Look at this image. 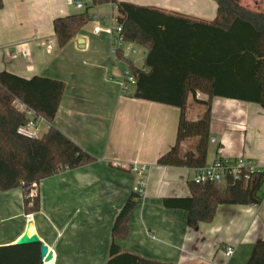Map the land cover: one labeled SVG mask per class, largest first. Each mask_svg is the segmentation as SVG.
<instances>
[{
    "label": "crops",
    "instance_id": "1",
    "mask_svg": "<svg viewBox=\"0 0 264 264\" xmlns=\"http://www.w3.org/2000/svg\"><path fill=\"white\" fill-rule=\"evenodd\" d=\"M115 1L206 23L216 15L213 0ZM2 5L0 72L62 81L52 126L96 160L41 180L39 211L32 215L23 214L20 189L0 193V248L15 246L28 230L52 253L41 264H105L115 218L141 190L126 238L114 241L122 251L173 264H246L254 243L264 239L263 185L257 205H220L210 223L194 229L186 226L184 210L164 206V199L190 197L196 170L156 164L175 143L179 110L120 92L125 66L114 57L108 33L115 5L90 7L91 0H2ZM84 11L89 22L58 49L53 20ZM133 45L139 54L125 58L141 68L146 50ZM15 46H23L26 55L11 58ZM200 112L188 104L186 117L193 121ZM48 126L38 121L40 136ZM209 139L206 165L216 157H242L264 168V106L213 98ZM227 248L233 250L229 258Z\"/></svg>",
    "mask_w": 264,
    "mask_h": 264
},
{
    "label": "trees",
    "instance_id": "2",
    "mask_svg": "<svg viewBox=\"0 0 264 264\" xmlns=\"http://www.w3.org/2000/svg\"><path fill=\"white\" fill-rule=\"evenodd\" d=\"M213 1L216 15L206 23L125 2L91 0L90 7L115 5L124 39L146 50L141 68L116 54L135 79L127 95L179 110L175 143L158 158V166L197 170L206 165L213 98L264 106V12L245 8L238 0ZM2 6L0 0V10ZM89 20L87 11L54 19L58 49ZM64 88L62 81L39 76L27 80L0 72V193L20 189L25 216L39 211L36 188L41 180L96 160L52 126ZM197 94L206 99H198ZM189 99L201 111L193 121L186 117ZM15 101L46 121L44 134L36 139L17 134L26 118L15 108ZM262 185V175L250 176L245 186L233 180L223 185L192 181L190 197L163 203L184 210L186 226L194 229L199 223H210L220 205H257ZM139 201L132 193L116 216L105 264H173L126 253L114 243L126 238L129 215ZM0 264H41L39 245L0 248ZM246 264H264V239L254 243Z\"/></svg>",
    "mask_w": 264,
    "mask_h": 264
},
{
    "label": "built area",
    "instance_id": "3",
    "mask_svg": "<svg viewBox=\"0 0 264 264\" xmlns=\"http://www.w3.org/2000/svg\"><path fill=\"white\" fill-rule=\"evenodd\" d=\"M81 6V3H76L77 8H81ZM110 24L112 27L108 33L114 57L116 58L118 52L124 57L127 55L137 56L139 51L132 43H129L124 39L121 25H119L114 19H111ZM46 43L50 45L51 42L46 41ZM9 55L11 58L17 59L19 57H24L26 51L23 46H15L9 51ZM143 56H146V54L143 53ZM120 78V92L123 95H127L134 87L135 79L126 67L122 70ZM14 106L19 112L23 113L26 118L25 124L18 127L17 134L27 139L38 138L40 136L38 121L42 118L18 101L14 102ZM132 170L137 171L138 169L134 166ZM252 175H262L264 190V168L259 164L242 157L235 159L216 157L210 164L196 170V175L193 181H195V183L209 182L214 185H223L228 180H233L245 186L249 177ZM141 193V190L137 192L138 195ZM232 252L233 250L231 248H227L224 252L225 258H229L232 255Z\"/></svg>",
    "mask_w": 264,
    "mask_h": 264
},
{
    "label": "water",
    "instance_id": "4",
    "mask_svg": "<svg viewBox=\"0 0 264 264\" xmlns=\"http://www.w3.org/2000/svg\"><path fill=\"white\" fill-rule=\"evenodd\" d=\"M17 246H26V245H39V255L43 263H48L52 259V253L48 250V247L45 246L36 235H30L28 230H26L22 236L17 240Z\"/></svg>",
    "mask_w": 264,
    "mask_h": 264
},
{
    "label": "rangeland",
    "instance_id": "5",
    "mask_svg": "<svg viewBox=\"0 0 264 264\" xmlns=\"http://www.w3.org/2000/svg\"><path fill=\"white\" fill-rule=\"evenodd\" d=\"M240 3L242 5H245L248 9L252 10V11H255L256 9L258 10H263L264 9V0H240ZM239 3V4H240ZM241 5V6H242ZM83 11V10H82ZM114 14V13H113ZM115 15V14H114ZM113 15V16H114ZM137 49V48H136ZM137 60V61H136ZM142 58L140 56H138L135 61H136V64H140L139 61H141ZM196 97L198 99H204L203 95L202 94H197ZM188 104H189V107H193L195 110L199 108L200 110V106H198L197 104L193 103V101L191 99H189L188 101ZM19 205H21L19 203Z\"/></svg>",
    "mask_w": 264,
    "mask_h": 264
}]
</instances>
